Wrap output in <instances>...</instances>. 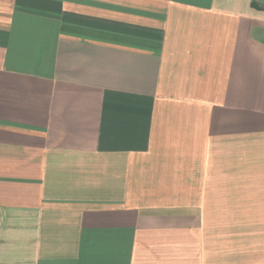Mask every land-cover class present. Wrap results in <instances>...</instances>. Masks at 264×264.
Instances as JSON below:
<instances>
[{
	"label": "crops",
	"instance_id": "1",
	"mask_svg": "<svg viewBox=\"0 0 264 264\" xmlns=\"http://www.w3.org/2000/svg\"><path fill=\"white\" fill-rule=\"evenodd\" d=\"M0 264H264V0H0Z\"/></svg>",
	"mask_w": 264,
	"mask_h": 264
}]
</instances>
